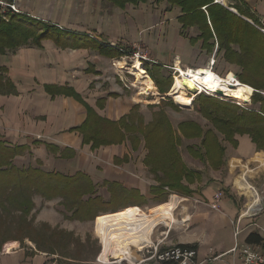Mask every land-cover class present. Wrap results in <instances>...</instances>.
<instances>
[{"label": "crops", "instance_id": "obj_1", "mask_svg": "<svg viewBox=\"0 0 264 264\" xmlns=\"http://www.w3.org/2000/svg\"><path fill=\"white\" fill-rule=\"evenodd\" d=\"M4 1H14L19 13L28 18L55 25L89 42L81 47H59L53 39L45 38L38 46H22L0 56V66L6 68L5 76L16 89L13 94H0V139L10 145H24L23 156H30L31 166L40 160L41 167L47 171L69 175L84 172L96 184V194L104 200L109 199L103 197L105 193L110 195L109 186L122 188L129 196L137 198L110 207L109 212L136 207L148 213L153 206L175 196V221L168 224L171 229L158 240L165 244L193 246L196 262L200 264H240L237 255L228 250L236 243H249L246 236L252 232L259 235L258 226L264 228L263 209L254 218H243L240 233L237 238L233 235L232 222L240 211L236 196L240 194L230 188L236 172L256 185L264 207V151L255 148L249 135L236 136V146L225 148L224 145L223 163L217 169L211 167L217 173L207 176L206 181L203 173L209 171L211 165L192 156L186 148L188 156L181 152L185 165L200 173L195 184L190 185L193 190L190 195L194 197L167 191L164 187L162 190L167 192L162 193H167V198L162 201L158 193H151V187L157 185L145 174V153L123 151L124 142L90 151L79 131L72 130L85 120L87 106L100 116L117 121L138 104L133 95L135 87L120 76L119 69L125 67L127 57H116L113 50L118 48L140 49L155 64L178 61L184 69L206 68L208 61L206 65L204 62L213 56L215 65L212 69L216 74L222 76L230 72L253 90L258 85L253 76L257 71L250 69L249 64L225 60V49L218 48L219 39H225L223 27L216 19L214 29L208 7L205 5L199 14H195L196 11H191L193 6L187 11L185 5L183 8L181 4H170L167 0ZM210 5L212 15L220 8L227 10L225 19L238 24L237 29L226 37L229 52L241 54V45L246 46L243 51L251 47L252 55L261 59V71H264V39L250 22L263 18L264 0H213ZM201 11L205 13V21ZM186 12L193 15L190 23L185 18ZM205 42L211 44L210 51L203 48ZM221 61L225 63L222 73L215 69ZM63 150L72 154L62 155ZM217 192L223 193L219 199H215ZM45 209L49 223L59 221L60 215L53 207ZM179 216L182 217L180 221ZM69 224L73 226L72 222ZM259 246L264 252L263 238ZM83 259L67 258L59 263L53 254L16 242L0 251V264H85L88 260Z\"/></svg>", "mask_w": 264, "mask_h": 264}, {"label": "trees", "instance_id": "obj_2", "mask_svg": "<svg viewBox=\"0 0 264 264\" xmlns=\"http://www.w3.org/2000/svg\"><path fill=\"white\" fill-rule=\"evenodd\" d=\"M167 1L170 4L177 3L181 4V6L185 5L187 11L193 6L194 9L191 11L192 13L196 11L195 14H199L201 8L206 5L208 7L209 19H211L214 29H216L214 26L217 23L216 19L222 24L225 39L223 37L219 39L218 48L225 49V60L233 63L249 64L250 69L257 71L253 74L258 85L253 89L250 98L251 106H239L238 104L235 105L229 102H220L212 98L210 94L206 95L203 93V98L199 97L194 100V107L206 116L207 119L209 118L213 121L217 127H220L221 131L224 127H227V130H223L222 132L226 133L227 137L232 139L230 140L231 145L236 146L237 141L234 138L235 135L246 134L249 135L256 149L264 151V71H261L263 64L261 59L255 58L252 55L251 47L249 49L247 48L249 52L248 50L243 51L246 46L243 47L242 45L241 54L233 55L232 52H229L226 48L229 42L226 37L237 29L238 24L235 21L233 22V20L225 19L227 10L220 8L218 13L212 15L209 7L213 0ZM186 13L187 16L185 18L190 23L193 21L191 20L193 15L192 13L188 14L189 12ZM201 13V18L205 21V13L203 11ZM253 27L259 32L255 26ZM259 33L264 39V34ZM45 38L53 39L59 47H81L87 45L89 42L84 37L73 36L65 30H62V28L28 18L20 13H6L4 16L0 14V56L6 52H14L22 46H38ZM262 47L264 49V46ZM203 48L210 51L212 46L209 42H205ZM113 52L118 57L124 54L128 56V53L131 54L134 51L128 48H118L117 50H113ZM161 66L160 64H155L153 66L154 70L149 67H145V69L155 79L159 92L163 93L169 89L171 85L170 78L172 77L165 78L164 74L160 72ZM5 69L4 66H0V94L16 93L14 84L4 74L6 72ZM243 82L246 83L245 81ZM173 100L177 105L179 104L182 107L191 106V104L186 106L182 98L176 99L173 97ZM138 106V104H135L131 108V112H134ZM86 111L87 116L85 120L80 125H77V127L72 128V130L79 131L83 143L86 141L93 143H100L102 141L104 144L115 142L113 135L118 136L116 139H118L117 141L119 143L127 139L135 140V135L132 137L133 132L129 131L130 126L126 122L127 117L125 115L121 116L117 121H112L100 116L93 108L88 106L86 107ZM151 125L153 127L159 126L157 123H152ZM143 136L147 140L145 141V147L147 145V148H150L149 142L151 138L145 135ZM199 136H201L199 137V146L190 144L187 145V149L192 156L206 160L208 165H211L214 169L219 168L223 163L225 150L224 145L221 146L218 142L219 137L217 133L208 131L207 133L199 134ZM185 137L189 138L188 136ZM209 138L215 139L214 142H208ZM93 143L92 146L94 145ZM25 148L24 145H10L0 139V229L6 232L4 238L9 235L12 239L4 244L2 243L0 250L6 249L8 244L19 241L22 237H29L34 243H40V239L33 240L28 235L29 230L31 232L34 231V227L31 225L28 217L35 207L33 197L36 195H39L45 200L60 199V202H62L64 208L68 211V214L65 213V217L70 219L92 221L94 218H99V214L109 212V209L101 206L104 200L95 193L96 184L92 183L89 177L82 171H78L74 175L63 174L58 171H47L41 167L40 160L36 161L37 165L35 167L16 166L13 159L16 155H20ZM171 148L170 151L165 152L160 151L158 148L149 152L148 149V153L144 156L143 163L149 168L148 172L155 181L160 183L159 186L151 187V193L157 194L164 187L169 186L171 191L178 194L190 195L193 190L190 189L188 183H195L200 173L189 169L185 165L181 153L175 148L173 149V146ZM166 194L161 193L159 200L164 201L167 198ZM115 211L116 209L111 210V212ZM42 226L50 233L59 234V238L56 239V236L52 238L57 244L63 243L64 238L61 235L71 236V233L67 230L65 231L56 227L50 228L45 223ZM24 230L26 233H22ZM14 232L19 233L20 238L16 236L12 238L15 234ZM246 237V241L249 243L259 244L262 241V238L256 232L249 233ZM181 246L194 249L191 245L183 244Z\"/></svg>", "mask_w": 264, "mask_h": 264}, {"label": "rangeland", "instance_id": "obj_3", "mask_svg": "<svg viewBox=\"0 0 264 264\" xmlns=\"http://www.w3.org/2000/svg\"><path fill=\"white\" fill-rule=\"evenodd\" d=\"M7 13H12V12H7ZM0 14L4 16V11H2L1 9H0ZM6 53H9V52H6ZM6 53H4V54H6ZM139 54H144V52L140 49H136V51H134L133 53H131V54L128 53L127 54L128 56H126L127 61L124 65L125 67L119 69V71L121 73L120 74L121 78L123 80H125L127 83H130V85L133 84V86L135 87L133 95H135L139 106L137 108H135L134 112H131V110H130L131 113L129 112L128 114H125V117H127L126 122L130 126L129 131L133 132L132 137H134V135H135V140L127 139V140H123L119 143L117 141L118 139H116V138H118V136L113 135V137L115 138V142H110L107 144L102 143V141H100V143H93V142L86 141L84 144L88 145L89 150L92 151L95 149L107 148V146L117 145V144H121L122 142H124L126 147H125V149L123 148V151L129 152V153L135 152L138 155L140 153H145V154L148 153V149H149V152L151 150L154 151L157 148L163 152L170 151L172 149L171 147L173 146V149L175 148L178 152H180V153L182 152L183 155L186 154L188 156V153H186V152H188V151H186L187 145L191 144V145H198L199 146V144H200L199 143L200 142L199 137H201V136H199V134L207 133L208 131L217 133V136L219 137L218 142H219V144H221V146L225 145V148L231 147L230 140H232V139L228 138L226 133L222 132L223 130H227V127H224V129H222V131H221L220 127H217V125L214 124L213 121H211L209 118L207 119L206 116H204L202 113H200L194 107V100L196 98H199V97L203 98L204 97L203 93H193V94H187V95L183 94L184 104L186 106L191 104V106H189V107H182L179 104L177 105L175 103V101L173 100V97H175V96H173V95L167 96L166 95V94H168L169 90L171 89V87L174 83V79H173V75H172L173 74L172 69L176 67L175 62H173V61H171L170 63L167 61L162 62V66L160 67V72L162 74H164L165 78L170 77V76L172 78H170L171 79V83H170L171 85H170L169 89L166 92L160 93L155 79H153L151 77V75L146 72V69H145V67H149L150 69L154 70L153 66H155V63H152L149 60L145 61V60H142L141 58H139L140 65L142 66L146 75L149 76L151 80H153V83L155 85L154 86L155 91L159 94V96L154 99L150 95L146 98H143L142 96L136 94L138 92V85L134 84V81H135L134 75L132 74V72L130 71L129 68H130V65L132 64L134 58L138 59ZM124 55H126V54H124ZM149 58H151V57H149ZM207 61H208V59H206V61L204 62L205 65L207 64L206 63ZM217 63L218 64L215 67V69L217 71H219L220 73H222L223 72L222 67L225 68V63H223V61L217 62ZM165 65H167L169 68L165 67ZM180 66L183 67L181 64H180ZM252 93H253V90H252ZM3 94H1V95H3ZM5 94H9V93H5ZM179 94L180 93H178L176 96H178ZM210 96L212 98L217 99L220 102H225V103L229 102V103H233L235 105L238 104L239 106H251L250 105L251 96L248 99L249 101L246 103L245 102H239L237 99H234V98L229 97L227 95H223V93L222 94H219V93L213 94L212 93V94H210ZM176 99H180V97H178ZM152 123H157V125H159V126L153 127V125H151ZM126 132H128V130H126ZM143 135L151 138V140L149 142L150 148H147V145L145 147V141H147V140L144 138ZM194 135H196V136H194ZM238 135H235L234 138H236V136H238ZM185 136H188L189 138H187ZM214 140L215 139L209 138L208 142H214ZM92 143L94 144L93 146H92ZM194 147H196V146H194ZM24 152H25V150L23 152H21L20 155H16L15 158L13 159L14 164L18 167H20V166H25V167L31 166V165H29L31 163V158L28 155L23 156ZM53 152H55V151H53ZM95 152L96 151H94V153ZM61 153H62V155H65V156H69L70 154H72V152H70V151L65 152V150H63ZM95 154H97V153H95ZM98 155L101 158L100 154H98ZM36 161L34 162V165L32 167H35V165H37ZM40 163H41V161H40ZM41 165H42V163H41ZM197 165H199L198 161H197ZM144 166H145V164H144ZM145 167L147 168V173H145L147 175V178L152 179V175L150 173H148L149 168L147 166H145ZM208 168H209V171H206L203 173L205 181L207 179V176L208 177H210V175L215 176L217 173V172H214V170H211L212 169L211 166H208ZM205 170L206 169L203 168V171H205ZM237 173L238 172H236L235 175L233 176V180H232L233 182L232 181L230 182V188H231V190H233L234 193L240 194V196H238V195H236V196H237V202H238L239 208L241 210V209H244L245 203H248V202L250 203L252 198H249V196H247V194L244 193L243 191L238 190V188L236 186V182L239 181V179L241 180V175H240V173H239V175H237ZM244 178L247 181V183H245V185L249 187L248 191H249L250 186H251V187H255L257 193H259L256 185H252L250 183L251 180L249 181L248 178H246V177H244ZM183 181H186V180H183ZM231 183L233 184V187H231ZM159 184L160 183H158L156 181V185L159 186ZM188 184H189V186L191 185L190 183H188ZM192 184H195V183H192ZM167 188H168L167 191H169L171 189V188H169V186ZM194 188L199 189L200 187L194 186ZM108 189L110 191V195L107 196V194L105 193V196H103V195L102 196L104 198L109 197V199L108 200L103 199L104 203L101 204L102 207H105L107 209H109V207L122 205L123 203L129 202V201H135L137 199V198H133V197L129 196V194L124 192L125 190L122 188H113V187L109 186ZM167 191L162 190V191L157 192V193L160 195L162 192H167ZM219 193H221V192H219ZM162 194H164V193H162ZM259 194H260V199H262L261 193H259ZM182 195H185V194H182ZM189 197H194V196L190 195ZM33 200H34L35 207L31 211L28 219H29L31 225L34 227L33 228L34 231L31 232L29 230L28 235L31 236V238H33V240L40 239L41 241H40V243H34L32 240H30L29 237L20 238V236L18 235L19 233L14 232L15 234L12 236V238H15V236L17 238H20L19 241H16V243H20L21 246H22V244L26 243V244L32 245L36 249H41L43 251H46L51 256L53 254L58 259V261H56V262H59V263H61L60 261L66 260L67 258L77 259L79 257H82V258H84L83 260H88L85 264H105L104 262L102 263L99 261L98 255L101 252L102 247H101V243L98 240V237L95 233V218L92 221H86V220H80L79 221L76 219L66 218L65 213L68 214V211L66 210V208H64V205L62 204V202H60L61 200L57 199V198L45 200V199H42V197H40L39 195H36L33 197ZM153 201H155V200H153ZM168 201H169V199H168ZM167 202H165V203H167ZM165 203L157 204V205H163ZM150 204H152V203H150ZM181 204L179 205L180 210H181ZM157 205L153 206V208L156 207ZM45 207H47L49 209H52V207H53L57 211V213L60 215L58 222L55 221L56 223H52V222L49 223L50 218L46 215L48 212H46ZM153 208H151L150 210H152ZM44 209H45V211H44ZM136 209H138V208L127 207V208H123L122 210H119V211L108 212L109 214L107 213V214H99V215H100V217H108L109 215H118V214H124V212L125 213L133 212ZM150 210L148 213H150ZM181 219H182V217L179 216L178 220L180 221ZM69 222L73 223L72 227L69 224ZM43 223L48 224L50 228L56 227L58 229H63L65 231L68 229L65 227H70L72 229H68L67 231L71 233V236L61 235V237L64 238L63 243L57 244L56 242H54L52 240V238L54 236H56V239L59 238V236H58L59 234H54L52 232L50 233L49 231H46L44 229V227L42 226ZM171 225H173V223ZM171 227L172 226L167 227L163 223L157 224V226L154 227L152 232L150 233L151 242L148 245L140 248L139 250H137V248H135V247H131L132 252H134V255H136L138 258L137 260L132 259L134 261L133 264H158V262H157L158 253L160 251L164 250L165 248H168V246H171L174 244V243L165 244L164 241L158 240L161 238V235L167 229L169 231L171 229ZM0 233H1L0 234V238H1L0 246L2 243L4 244V243L8 242V240H12L11 237H9V235L4 238L6 232H4L1 229H0ZM22 233H26V231L24 230V231H22ZM22 233H20V234H22ZM79 238L82 240V242ZM8 246H9V244H8ZM2 250H4V249H1L0 251H2ZM117 260H119V258L116 259L114 256H112L109 261H111L110 264H127L128 263L127 261L119 263ZM129 264H131V263H129Z\"/></svg>", "mask_w": 264, "mask_h": 264}, {"label": "bare ground", "instance_id": "obj_4", "mask_svg": "<svg viewBox=\"0 0 264 264\" xmlns=\"http://www.w3.org/2000/svg\"><path fill=\"white\" fill-rule=\"evenodd\" d=\"M175 64L178 74L174 75V83L168 94L176 98L183 99V94H193L198 90H205L215 94L219 91L223 95L243 102V100H248L252 94V88L241 83L230 72L219 76L213 69L211 70L208 67H198L196 70H191L182 68L178 61ZM129 69L134 75V84L138 85L137 95L143 98L150 95L154 99L159 96L155 91L153 80L146 75L140 65L139 58H134ZM178 93L180 94L176 96ZM236 186L238 190L243 191L247 196H251L248 191L249 187L245 183L239 180L236 182ZM175 203L176 198L173 196L167 203L154 207L150 210V213L141 211L138 208L133 212H124V214L95 219V233L102 247L98 255L99 261L110 264L111 261L109 260L114 256L116 259L119 258L117 260L119 263L127 261V264H133V260L138 258L132 252L131 247L134 246L137 250L145 247L151 242L150 233L157 224L164 223L168 225L174 222L173 209Z\"/></svg>", "mask_w": 264, "mask_h": 264}, {"label": "built area", "instance_id": "obj_5", "mask_svg": "<svg viewBox=\"0 0 264 264\" xmlns=\"http://www.w3.org/2000/svg\"><path fill=\"white\" fill-rule=\"evenodd\" d=\"M0 9L4 11V14L7 12L12 13H19V9L16 5V3L13 2H7L4 0H0ZM255 28L264 34V16L262 19L258 20L257 22L250 21ZM138 58H141L142 60H150L149 57H147L144 54H139ZM215 59L212 56L208 60V64L206 67L212 70L214 67ZM165 67H168L165 65ZM169 68V67H168ZM173 77L175 74H178L177 68H173ZM192 70V69H191ZM196 70V69H193ZM195 93H204V94H212L209 91L205 90H198ZM214 94V93H213ZM241 180L243 183H247L245 178L241 176ZM249 193H251V196H249L251 199L250 203H245L244 209H241L238 213L235 220L232 222L234 227L233 235L235 238H237L238 234L241 231V221L243 218H254L255 215L261 213L264 209L262 199H260V194L257 193L255 187H251L249 189ZM255 194V195H254ZM222 196L221 193L217 192L215 193V199H219ZM254 224V223H253ZM256 226H258L257 223H255ZM259 235L264 239V228L258 226ZM228 252L237 255V258L240 260V264H264V252L261 251V248L259 244H252V243H242L235 244L231 249L228 250ZM196 252L195 249L181 246L180 244H173L171 246H168V248H165L164 250L160 251L157 256V262L158 264H200V262H196ZM219 257V256H217Z\"/></svg>", "mask_w": 264, "mask_h": 264}, {"label": "water", "instance_id": "obj_6", "mask_svg": "<svg viewBox=\"0 0 264 264\" xmlns=\"http://www.w3.org/2000/svg\"><path fill=\"white\" fill-rule=\"evenodd\" d=\"M217 93L222 94V92H219V91H218ZM166 95L169 96L170 94H166ZM162 98H163V97H162ZM248 101H249V100H243V102H245V103L248 102Z\"/></svg>", "mask_w": 264, "mask_h": 264}]
</instances>
